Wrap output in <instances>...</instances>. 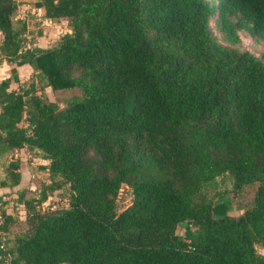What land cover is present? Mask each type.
Listing matches in <instances>:
<instances>
[{
  "label": "trees",
  "instance_id": "obj_1",
  "mask_svg": "<svg viewBox=\"0 0 264 264\" xmlns=\"http://www.w3.org/2000/svg\"><path fill=\"white\" fill-rule=\"evenodd\" d=\"M37 5L71 32L24 49L19 4L0 0V62L15 81L17 66L33 68L28 86L0 85V154L37 149L52 179L20 192L27 228L2 244L0 264H264V51L240 36L264 41V0ZM46 88L79 92L61 107ZM223 175L235 190L258 183L238 217L231 199L209 195ZM123 185L133 201L119 211ZM65 189L68 208H37Z\"/></svg>",
  "mask_w": 264,
  "mask_h": 264
},
{
  "label": "rangeland",
  "instance_id": "obj_2",
  "mask_svg": "<svg viewBox=\"0 0 264 264\" xmlns=\"http://www.w3.org/2000/svg\"><path fill=\"white\" fill-rule=\"evenodd\" d=\"M38 2L36 1V4ZM15 22L17 23L16 19ZM212 24L214 26V21ZM37 30L38 28L35 26L34 31ZM240 36L242 38L241 47L243 49L257 55H260L264 51V41L252 37L244 31H240ZM13 67L15 66L0 62V85L3 80L10 78L8 90L18 89L21 84L28 86L32 80V73L24 76L25 73L19 72V69H17L19 80L15 81L12 77ZM78 92V90L70 91L69 89L53 91L51 88H46L43 94L50 101L58 102L61 107H64L66 100ZM26 125V122L21 123V126ZM48 163L49 160L45 159L43 153L37 149H15L0 154V216L3 212L13 216L12 222L8 224V231L0 229V248L4 243L11 245L15 237L26 230L27 210L25 204L19 200L20 192L24 191L27 198L35 196L43 182L51 181L50 172L44 167ZM11 164H18L17 171L20 172V184L17 186H12ZM3 182L7 183V185H3ZM257 188L258 183H251L239 190H235L233 178L230 175H223L218 177L216 184L209 189V195L215 198L218 195H225L231 199L232 209L229 211V214L238 217L254 204ZM132 201V189L127 185H123L117 197L118 210L122 211L126 209ZM69 204L68 191L66 189L57 190L49 196L46 202L37 208L49 212L68 208ZM4 221L5 216L0 217V223L3 224ZM177 233L184 235V226H179ZM256 247L259 252L262 253L264 251L263 245L258 244Z\"/></svg>",
  "mask_w": 264,
  "mask_h": 264
},
{
  "label": "crops",
  "instance_id": "obj_3",
  "mask_svg": "<svg viewBox=\"0 0 264 264\" xmlns=\"http://www.w3.org/2000/svg\"><path fill=\"white\" fill-rule=\"evenodd\" d=\"M19 4L16 19L27 24L26 38L31 46L43 48L55 46L60 36L65 32H71L68 18L63 17L59 21H53L46 15V8L36 4L40 0H16ZM37 26L38 30H35ZM7 62H4L6 64ZM8 64V63H7ZM19 72L25 73L24 76L33 72L29 64L17 66ZM264 254V251L262 252Z\"/></svg>",
  "mask_w": 264,
  "mask_h": 264
},
{
  "label": "built area",
  "instance_id": "obj_4",
  "mask_svg": "<svg viewBox=\"0 0 264 264\" xmlns=\"http://www.w3.org/2000/svg\"><path fill=\"white\" fill-rule=\"evenodd\" d=\"M31 46V44H29L28 42L25 44V47H24V49H27V48H29Z\"/></svg>",
  "mask_w": 264,
  "mask_h": 264
}]
</instances>
